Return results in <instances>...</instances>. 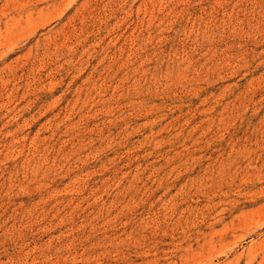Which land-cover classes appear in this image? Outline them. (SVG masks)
<instances>
[{
  "label": "rangeland",
  "instance_id": "rangeland-1",
  "mask_svg": "<svg viewBox=\"0 0 264 264\" xmlns=\"http://www.w3.org/2000/svg\"><path fill=\"white\" fill-rule=\"evenodd\" d=\"M0 264H264V0H0Z\"/></svg>",
  "mask_w": 264,
  "mask_h": 264
}]
</instances>
